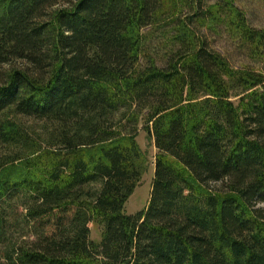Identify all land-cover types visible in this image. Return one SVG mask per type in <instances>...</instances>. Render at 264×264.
<instances>
[{"label":"trees","instance_id":"obj_1","mask_svg":"<svg viewBox=\"0 0 264 264\" xmlns=\"http://www.w3.org/2000/svg\"><path fill=\"white\" fill-rule=\"evenodd\" d=\"M237 3L0 0V264H264V29Z\"/></svg>","mask_w":264,"mask_h":264},{"label":"rangeland","instance_id":"obj_2","mask_svg":"<svg viewBox=\"0 0 264 264\" xmlns=\"http://www.w3.org/2000/svg\"><path fill=\"white\" fill-rule=\"evenodd\" d=\"M237 5L245 12L252 27L264 29V0H238ZM211 42L214 49L229 56L232 66L239 67L241 64L253 66L254 63L243 53L237 52L236 48L225 37L213 36ZM135 141L143 157L142 174L140 181L124 207V212L127 216L141 212L147 205L151 192L153 167L156 157L153 142L148 139L144 131H139ZM90 239L95 243L100 241V230L95 225L90 226Z\"/></svg>","mask_w":264,"mask_h":264}]
</instances>
